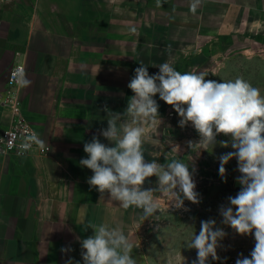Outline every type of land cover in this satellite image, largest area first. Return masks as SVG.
Segmentation results:
<instances>
[{"label": "rangeland", "instance_id": "obj_1", "mask_svg": "<svg viewBox=\"0 0 264 264\" xmlns=\"http://www.w3.org/2000/svg\"><path fill=\"white\" fill-rule=\"evenodd\" d=\"M0 0V49L15 54L23 48L28 24L44 30L58 57L57 77L82 80L92 77L107 81V89L92 82L87 87L73 85L77 93L90 95L86 121L93 136L102 143L110 142L100 135L107 128L105 106L123 113L128 99L134 95L128 88L134 70L143 64L150 75L158 66L170 63L181 73L196 71L208 74L206 79L217 82L248 81L264 95V0ZM6 23L12 25L13 39L4 42ZM9 33V32H8ZM71 62V71L66 70ZM72 91V90H71ZM82 93V92H81ZM162 123L149 132L143 152L146 162L166 164L180 160L195 167L193 179L200 203L184 201V208L168 206L160 193L158 219L142 220V209H125V226L135 251L136 264H192L197 250L188 245L198 235L201 221L214 219L216 226L227 234L217 248L219 260L209 257L207 264H223L242 253L249 256L254 236H240L222 223L221 205H228L241 186L235 158L226 168V182L219 175V157L230 151L220 141L230 137L217 136L215 146H187L198 142L199 135L189 123L181 128L179 115L160 100ZM122 119L127 120L128 117ZM119 125V122H118ZM190 171L192 168L190 167ZM157 178H148L144 189L156 187ZM187 209V210H185ZM130 214H128V212ZM131 216V218H130ZM130 222V223H129Z\"/></svg>", "mask_w": 264, "mask_h": 264}, {"label": "clouds", "instance_id": "obj_2", "mask_svg": "<svg viewBox=\"0 0 264 264\" xmlns=\"http://www.w3.org/2000/svg\"><path fill=\"white\" fill-rule=\"evenodd\" d=\"M197 3L198 0L193 3V11ZM158 68L159 72L152 75L143 64L134 70L127 85L134 95L128 99L123 113L112 112L107 106L103 109L107 113V128L99 133L111 146L95 135L84 144L88 158L81 159L79 164L93 172L88 184L101 194L108 192L110 204L119 201L124 209L132 206L142 209L144 221L158 219L160 198L156 193L166 197L168 206L176 209L184 208L185 200L193 204L201 202L195 191L193 164L189 166L180 160L166 164L145 161L143 144L151 139L149 132L162 123L154 99L158 94L179 115V127L191 123L198 133V142H187L190 149L200 147L208 151L209 146L216 145L218 135L230 137V142H219L222 147L234 149L219 157V175L226 182L225 165L235 158L240 173L236 182L241 188L234 197H228L227 206H220L219 213L222 223L240 236H254L249 256L241 253L236 264H264V95L241 77L217 82L206 79L205 72L181 73L168 62ZM19 82L25 86L30 83L23 74ZM29 139L44 147L36 136ZM30 147L27 142L20 145L22 150ZM153 176L157 178L156 187L144 189L145 181ZM89 228L93 229V235L79 240L83 264H136L131 254L133 244L121 226L105 223ZM226 235L214 219L201 221L199 234L188 245L197 250V259L192 264H207L209 257L219 260L217 248ZM71 250L61 249L65 253ZM65 264L79 261L69 257Z\"/></svg>", "mask_w": 264, "mask_h": 264}, {"label": "crops", "instance_id": "obj_3", "mask_svg": "<svg viewBox=\"0 0 264 264\" xmlns=\"http://www.w3.org/2000/svg\"><path fill=\"white\" fill-rule=\"evenodd\" d=\"M24 31L20 52L0 49V94L9 68L22 63L23 77L30 83L19 82L21 111L49 149L43 154L0 157V264H65L69 257L83 264L79 240L93 235L90 225H119L129 237L126 210L119 201L108 203V192L91 187L87 181L92 170L79 164L88 158L84 144L92 140L85 117L93 95L82 88L77 93L73 85L87 87L95 81L107 89L108 83L92 77H57L55 59L60 54L49 35L32 24ZM8 39H13V31L6 23L4 42ZM71 67L70 62L65 68L71 71ZM5 114L0 108V128L7 124ZM69 247L71 251H61ZM131 254L136 255L133 250Z\"/></svg>", "mask_w": 264, "mask_h": 264}, {"label": "built area", "instance_id": "obj_4", "mask_svg": "<svg viewBox=\"0 0 264 264\" xmlns=\"http://www.w3.org/2000/svg\"><path fill=\"white\" fill-rule=\"evenodd\" d=\"M24 73V66L20 62H15L7 72L6 87L0 94V108L6 110L7 124L0 128V157L19 156L30 152L46 153L49 149L44 144L41 147L29 137L37 136V133L28 119L24 117L20 107V96L18 86L21 74ZM30 143L28 150H22L20 145ZM223 264H236V260L231 257Z\"/></svg>", "mask_w": 264, "mask_h": 264}]
</instances>
